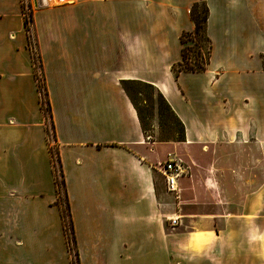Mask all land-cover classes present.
Here are the masks:
<instances>
[{
	"label": "crops",
	"instance_id": "0c3cea01",
	"mask_svg": "<svg viewBox=\"0 0 264 264\" xmlns=\"http://www.w3.org/2000/svg\"><path fill=\"white\" fill-rule=\"evenodd\" d=\"M198 1L33 9L79 264H264V0H205L206 67L175 74ZM122 81L183 125L178 198ZM47 127L22 4L0 0V264H71Z\"/></svg>",
	"mask_w": 264,
	"mask_h": 264
},
{
	"label": "rangeland",
	"instance_id": "374dc122",
	"mask_svg": "<svg viewBox=\"0 0 264 264\" xmlns=\"http://www.w3.org/2000/svg\"><path fill=\"white\" fill-rule=\"evenodd\" d=\"M22 8L28 16H31L32 21V12L34 8H32L30 0H22ZM196 8L199 10V12H202V3L199 2ZM190 11H192V7ZM31 24L32 22H28L30 33H32ZM183 38L186 41L185 54L187 57L183 63V66L188 65L190 67L192 66L197 68L201 65H204L207 58L209 44L205 41L201 32L197 36H194L193 34H187ZM36 63L38 68L37 73L40 78V82H42L43 74L37 59ZM40 91L42 93V99H45L43 85L41 86ZM129 92L133 96L136 105L142 112L144 134L146 137H148L149 144L153 147V155L157 159V165L159 166V163L164 162L170 157H181L180 154L182 152L184 153L182 147L179 146V143L184 140L182 125L165 102L163 95L156 88H152L144 84L131 85L129 87ZM45 108L46 104L44 103V112L48 121V139L49 142L54 143L52 128L49 122L51 120L50 111ZM182 165H184L183 162ZM62 203L63 208L65 209L64 202L62 201ZM69 233L70 232L68 229V234Z\"/></svg>",
	"mask_w": 264,
	"mask_h": 264
},
{
	"label": "trees",
	"instance_id": "16d2710c",
	"mask_svg": "<svg viewBox=\"0 0 264 264\" xmlns=\"http://www.w3.org/2000/svg\"><path fill=\"white\" fill-rule=\"evenodd\" d=\"M199 2L202 3V7H203L202 12H199V10L196 8V6L198 5ZM190 13H191V19L194 22V29L191 32H187V33L182 34L180 37V40L182 43V58H181L180 62H178L172 66V71L175 74H178L180 71H194V70L201 71V70H204L206 67V63L208 61L209 53H210V42H209V38L207 37V34H206V21H207V16H208V9H207L205 0H199L198 2L194 3L192 6V11H190ZM25 27H26V31L28 34V45H29V48L31 50L32 62L35 63L36 59H37L39 62V65L41 66V59H40L38 51L36 49L35 42L32 39V35L30 33V28L27 24L26 19H25ZM200 32H201L202 36H204L205 41L208 42V44H209L206 62L204 63V65H201L197 68L192 67V66L190 67L188 65L183 66V63H184L185 59L187 58L186 54H185V52H186V46H185L186 41L184 40L183 37L187 34H193L194 36H197ZM122 84H123V87H124L126 93L129 96L132 104L134 105V108L136 109V111L138 113V117H139L142 129L144 131L142 112L138 108V106L136 105L133 96L130 94L129 87L131 85H134V84H144V85H147V86L152 87V88H155V87L150 85V84L141 82V81H122ZM42 85H43V89H44V98H45V99H42V104L45 103L46 109H48L50 111V104H49L48 97H47L48 95H47V90H46V86H45L44 76H43L42 84L41 83L37 84L40 95L42 94L40 91L41 90L40 87ZM181 125H182V123H181ZM51 128H52V132H53V125L52 124H51ZM182 129H183V125H182ZM183 136H184V130H183ZM52 160H53V157H52ZM52 166H53V171H54L55 185H56V192H57L58 200L60 201L61 204L63 201L64 206H65V209L62 207V218H63L64 230H65L67 242H68V250H69V253L71 255V264H79L78 252H77L76 242H75V238H74L73 224H72V220L70 217L69 204H68V200H67V196H66L65 182H64V178H63V174H62L60 158H59L57 152H56V161L54 162V160H53ZM68 229L70 232L69 234H68ZM70 240H71V243H70Z\"/></svg>",
	"mask_w": 264,
	"mask_h": 264
},
{
	"label": "built area",
	"instance_id": "2783aa9c",
	"mask_svg": "<svg viewBox=\"0 0 264 264\" xmlns=\"http://www.w3.org/2000/svg\"><path fill=\"white\" fill-rule=\"evenodd\" d=\"M62 1H64V0H59V2H62ZM20 2L22 4V0H20ZM53 2L57 3V0H53ZM30 3H31L32 8H42V7L47 6L49 3H51V0H30ZM24 16H25V19L27 21V24H28V22L29 23L32 22L31 16L30 15L28 16L25 11H24ZM33 65H34L37 84L42 83V82H40V78H39L38 73H37V69H38L37 63L35 62V63H33ZM41 71H42V69H41ZM147 139H148V137H147ZM50 148H51V154H52L53 160L55 162L56 161V155H55L56 153L54 150L55 144L50 142ZM158 169L163 176L166 191L169 193H172L175 198H178V195L180 192L178 180L182 176V174L184 173V169L182 167L180 160L170 157L167 160H165L164 162L159 163ZM169 222H170L171 226H175L177 224V218H172L169 220Z\"/></svg>",
	"mask_w": 264,
	"mask_h": 264
},
{
	"label": "bare ground",
	"instance_id": "6f19581e",
	"mask_svg": "<svg viewBox=\"0 0 264 264\" xmlns=\"http://www.w3.org/2000/svg\"><path fill=\"white\" fill-rule=\"evenodd\" d=\"M57 2H59V0H57Z\"/></svg>",
	"mask_w": 264,
	"mask_h": 264
}]
</instances>
